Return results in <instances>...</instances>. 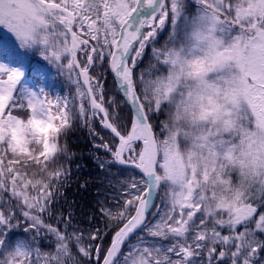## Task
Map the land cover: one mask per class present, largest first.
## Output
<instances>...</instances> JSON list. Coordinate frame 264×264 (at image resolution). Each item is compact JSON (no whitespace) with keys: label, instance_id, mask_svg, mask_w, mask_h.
Instances as JSON below:
<instances>
[{"label":"snow or ice","instance_id":"1","mask_svg":"<svg viewBox=\"0 0 264 264\" xmlns=\"http://www.w3.org/2000/svg\"><path fill=\"white\" fill-rule=\"evenodd\" d=\"M0 264H264V0H0Z\"/></svg>","mask_w":264,"mask_h":264},{"label":"trees","instance_id":"2","mask_svg":"<svg viewBox=\"0 0 264 264\" xmlns=\"http://www.w3.org/2000/svg\"><path fill=\"white\" fill-rule=\"evenodd\" d=\"M49 83L54 89L63 90L59 78H53ZM91 143L92 138L86 128L78 127L69 134L68 144L75 158L71 165L72 179L65 195L69 204H75L78 219H84L80 216L81 210L87 214L91 208L95 207L98 196H103L106 191L111 195V187L105 179V173L97 167L95 159L97 154L91 147ZM85 182H87L86 188L81 187Z\"/></svg>","mask_w":264,"mask_h":264}]
</instances>
